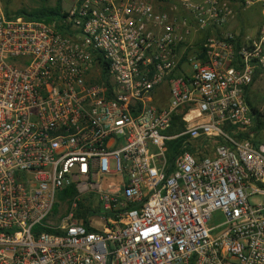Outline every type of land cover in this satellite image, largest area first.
Returning <instances> with one entry per match:
<instances>
[{
	"label": "built area",
	"instance_id": "2783aa9c",
	"mask_svg": "<svg viewBox=\"0 0 264 264\" xmlns=\"http://www.w3.org/2000/svg\"><path fill=\"white\" fill-rule=\"evenodd\" d=\"M70 2L0 0V264H264V0Z\"/></svg>",
	"mask_w": 264,
	"mask_h": 264
},
{
	"label": "rangeland",
	"instance_id": "374dc122",
	"mask_svg": "<svg viewBox=\"0 0 264 264\" xmlns=\"http://www.w3.org/2000/svg\"><path fill=\"white\" fill-rule=\"evenodd\" d=\"M60 1V5L63 9L70 8V0ZM1 3L3 4L4 10L7 11L6 13L9 15H15L16 12L21 8L29 11L37 10L41 6H53L55 0H1ZM261 9L262 5L260 3H254L246 6V8L240 11L238 14V22L246 23L248 26H257L261 21ZM248 96L252 102V105L254 106V110L260 112V114L264 117V74L258 76L253 82L249 89ZM180 127L181 126L179 124L175 125L170 130V133L178 131ZM256 132H259L258 136H260L261 139H264V132L258 130ZM67 205V201H64L63 199L59 200L53 208L54 213L51 219L55 222L59 221L60 216L64 214ZM223 220V215L217 211L212 214L208 224L209 226L215 227L222 223ZM218 227L213 230V233L217 234L220 232L221 227Z\"/></svg>",
	"mask_w": 264,
	"mask_h": 264
},
{
	"label": "trees",
	"instance_id": "16d2710c",
	"mask_svg": "<svg viewBox=\"0 0 264 264\" xmlns=\"http://www.w3.org/2000/svg\"><path fill=\"white\" fill-rule=\"evenodd\" d=\"M60 0H57L53 6H41L37 10H25L23 8L19 9L16 12V15H22L27 19H43L45 21H51L55 17H59L60 13ZM7 12V11H5ZM8 14V13H7ZM246 100L250 108L256 113V119H257V128H260L261 125L264 126V123L260 121L259 116L261 115L260 112L254 110V106L252 105L251 100L249 99L248 94H246ZM180 129V128H179ZM180 140L176 139L173 141H170L168 144V151H169V156L173 158L177 153L181 151V145H180ZM66 195H69L72 192V189L68 188L65 190ZM82 223L86 226H88L86 220L82 219ZM89 229H93L88 226Z\"/></svg>",
	"mask_w": 264,
	"mask_h": 264
},
{
	"label": "crops",
	"instance_id": "0c3cea01",
	"mask_svg": "<svg viewBox=\"0 0 264 264\" xmlns=\"http://www.w3.org/2000/svg\"><path fill=\"white\" fill-rule=\"evenodd\" d=\"M57 0H55V2H56ZM55 4V3H54ZM238 17L230 24V27H233V28H235V29H241V31H244L243 29H245V27H247L248 25L246 24V23H239L238 22ZM257 79V78H256ZM255 79V80H256ZM254 80V81H255ZM253 84V83H252ZM251 87V86H250ZM250 87L248 88V90H247V92H246V94H248V92H249V89H250Z\"/></svg>",
	"mask_w": 264,
	"mask_h": 264
}]
</instances>
